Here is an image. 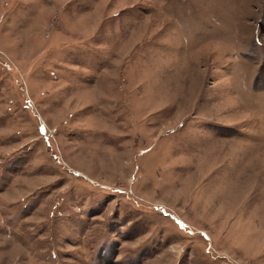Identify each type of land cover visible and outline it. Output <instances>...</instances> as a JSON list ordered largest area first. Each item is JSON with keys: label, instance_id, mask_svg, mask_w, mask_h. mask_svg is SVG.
Returning <instances> with one entry per match:
<instances>
[{"label": "rangeland", "instance_id": "rangeland-1", "mask_svg": "<svg viewBox=\"0 0 264 264\" xmlns=\"http://www.w3.org/2000/svg\"><path fill=\"white\" fill-rule=\"evenodd\" d=\"M0 264H264V0H0Z\"/></svg>", "mask_w": 264, "mask_h": 264}]
</instances>
